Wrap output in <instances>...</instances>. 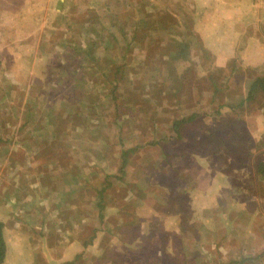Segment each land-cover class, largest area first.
Wrapping results in <instances>:
<instances>
[{
  "label": "rangeland",
  "instance_id": "obj_1",
  "mask_svg": "<svg viewBox=\"0 0 264 264\" xmlns=\"http://www.w3.org/2000/svg\"><path fill=\"white\" fill-rule=\"evenodd\" d=\"M255 77L264 0H0L3 264H264V98L213 114ZM183 96L196 144L140 148L119 173L118 128L190 112Z\"/></svg>",
  "mask_w": 264,
  "mask_h": 264
},
{
  "label": "trees",
  "instance_id": "obj_2",
  "mask_svg": "<svg viewBox=\"0 0 264 264\" xmlns=\"http://www.w3.org/2000/svg\"><path fill=\"white\" fill-rule=\"evenodd\" d=\"M181 55H179L178 53L175 54L174 56H169L168 58H166L167 62L172 63L175 61H184L185 56H183L182 58H180ZM162 57H166L165 55H160L159 58L162 59ZM119 71H116V78L117 80L120 79V77L118 76ZM185 71H182V75L181 78H183L185 76ZM116 78L112 79V82L114 80H116ZM149 78L147 77L145 79V81H147ZM119 82V80H118ZM211 86L213 87V94L218 93V90L215 88V83L211 82L210 83ZM149 86H155V85H149ZM162 86H165L164 84H162ZM206 86V85H205ZM170 93V92H169ZM177 93V90H174L171 93L172 97H175ZM111 96V92L109 93ZM161 93L158 94V99L159 101H161ZM244 98L239 102V104L237 105H229L227 104L224 100L220 99L219 103L216 105L217 107L215 108V110H213V114L214 115H219V110L221 109L222 106H225L227 108H233V107H240L242 105V103L244 102H250L253 101L256 97H263L264 98V79L263 78H258L255 77L253 78L249 84L248 87L246 89V93L244 94ZM214 96V95H213ZM181 102L182 103H178V106H185L183 109L184 110H189L190 112H186V113H181V114H177L178 112H166L164 115H158L156 114V112L154 111V107H151L150 105H148L146 107V111H141L142 112V119L141 121H137L134 120V128L131 129H136L137 130H133L134 132L131 133V137H129V135L127 136V134H121V128H118V132L117 134L120 135V140L123 143L124 141H128V142H133L134 146L131 148H127V149H123L122 143L121 144V148H120V163H119V169L118 172L122 174V172L124 173V169L127 166L129 157L134 154L138 149L143 148V147H155V148H159V149H165L168 145H175V144H180L181 147H183V142H184V146L185 147H190L193 144H196V141L198 140L197 138V133L199 130H204L203 127H198L197 125H201V121L199 120V116L198 114H196L195 112H191V109L193 108L192 104L186 105L185 103H188L187 100L185 99V96L182 97ZM166 99L171 101L170 96L166 97ZM110 102L112 104H114L113 107V112L115 111L116 108V102L113 100V97L110 99ZM210 103V101H209ZM169 104V103H168ZM66 106L69 105V107L71 109H75L76 104H70V102H66L65 104ZM172 105V104H171ZM81 106H79L78 108H81ZM169 108H171V106H168ZM176 107V106H174ZM78 112V110H76ZM116 112V111H115ZM140 112V113H141ZM117 113V112H116ZM139 113H136V115ZM75 116H73V118L75 119H82L80 117V115L83 114H79L75 113L73 114ZM85 118L90 117L87 115H83ZM133 116V115H132ZM96 118L101 116H95ZM116 118L117 116L114 115L113 116V120L116 124ZM138 118V116H137ZM98 119V120H99ZM89 120V119H88ZM121 127V126H120ZM127 132L129 133V130H127ZM126 132V133H127ZM195 133V136H192ZM122 138L124 141H122ZM118 139V137H117ZM105 140V139H104ZM173 143V144H171ZM190 149V148H189ZM180 153H177L176 155H166L165 156V160L167 161V163L169 164V166H171V161L170 158H178L181 157V155H179ZM262 168L264 169V164H261ZM125 174V173H124ZM112 177V178H117V176H113L111 174H108L105 176V180L104 185L99 188V190L97 191V202H96V207L99 211V215L101 216L102 213L101 211L103 210V193L105 191H107V189H109L108 187H111V183L108 181V179ZM122 176L118 177V180H121ZM102 219V218H101ZM4 226L3 224L0 222V264H3L5 257H6V252H7V246H6V241L4 238V232H3ZM98 231L96 229L92 230L91 236L87 239L88 242L92 241V238L96 236V233ZM80 256V254H78ZM77 256V257H79ZM81 257V256H80Z\"/></svg>",
  "mask_w": 264,
  "mask_h": 264
}]
</instances>
